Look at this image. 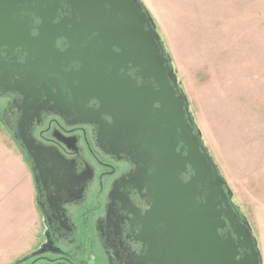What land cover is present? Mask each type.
<instances>
[{"label": "water", "instance_id": "obj_1", "mask_svg": "<svg viewBox=\"0 0 264 264\" xmlns=\"http://www.w3.org/2000/svg\"><path fill=\"white\" fill-rule=\"evenodd\" d=\"M63 4L70 16L61 18ZM63 38L69 41L65 51L57 47ZM18 50L27 62L12 69L2 63L0 87L8 84L21 93L24 107L29 88L48 93L51 74L80 64L65 79L75 101L67 109L101 127L103 148L131 158L136 171L128 182L149 199L140 219L146 256L139 260L263 264L252 228L203 142L171 56L141 0H0V56ZM93 101L98 109L90 107ZM35 107L24 108L20 141L34 162L32 171L43 172L44 149L28 133ZM47 245L44 241L14 264L47 255Z\"/></svg>", "mask_w": 264, "mask_h": 264}, {"label": "rangeland", "instance_id": "obj_2", "mask_svg": "<svg viewBox=\"0 0 264 264\" xmlns=\"http://www.w3.org/2000/svg\"><path fill=\"white\" fill-rule=\"evenodd\" d=\"M141 1L155 20L203 142L249 222L264 264V0ZM0 131L20 152L1 124ZM3 153L0 264H14L39 244L40 222L33 207L23 208L21 220L1 231L9 207L27 195L25 180L6 165Z\"/></svg>", "mask_w": 264, "mask_h": 264}, {"label": "flooded vegetation", "instance_id": "obj_3", "mask_svg": "<svg viewBox=\"0 0 264 264\" xmlns=\"http://www.w3.org/2000/svg\"><path fill=\"white\" fill-rule=\"evenodd\" d=\"M62 7L59 16H70L66 12L69 7L65 4ZM35 24H40L37 19ZM37 33L33 31L34 35ZM57 47L65 51L69 41L59 39ZM26 62L27 54L20 50L14 56H0V65L5 63L10 69ZM79 67L80 64H74L70 69L51 74L48 93L40 92V87L35 92L27 90L30 98L26 107L36 106L30 115L37 113L28 133L44 149L43 172L32 171L34 162L28 159L20 141L25 97L7 89L8 84L0 87V124L28 161L34 182L40 218V242L35 250L44 241L48 244L47 255L28 264H151L146 258L139 260L146 256L140 239L143 231L140 219L149 210V199H144L128 182L136 166L127 155L115 153L109 146L103 148L98 124L86 121L75 109H67L75 101L65 79L71 72L79 71ZM16 80L21 82L23 78L17 76ZM90 107L98 109L99 104L93 101ZM105 121L113 122L108 117ZM136 210L140 215L134 213Z\"/></svg>", "mask_w": 264, "mask_h": 264}, {"label": "crops", "instance_id": "obj_4", "mask_svg": "<svg viewBox=\"0 0 264 264\" xmlns=\"http://www.w3.org/2000/svg\"><path fill=\"white\" fill-rule=\"evenodd\" d=\"M4 135L5 133L0 131V150L2 149L4 152L3 160L5 161L8 167H10L12 170H17L20 173L23 181L25 180V185L27 186V195L26 198L22 199V202H20L17 205L16 204L11 205L9 207L10 213L4 219L5 220L4 229L1 228V231L3 232L7 229V227H9L10 224H13L16 221L21 220V212L23 208L30 210L33 207L35 218L37 221L39 220L40 222L39 213L35 202V187L29 165L27 164L23 155L20 152L16 151L12 143L9 142ZM13 226L15 227V225ZM23 256H21L20 258H22Z\"/></svg>", "mask_w": 264, "mask_h": 264}, {"label": "trees", "instance_id": "obj_5", "mask_svg": "<svg viewBox=\"0 0 264 264\" xmlns=\"http://www.w3.org/2000/svg\"><path fill=\"white\" fill-rule=\"evenodd\" d=\"M172 59V58H171Z\"/></svg>", "mask_w": 264, "mask_h": 264}]
</instances>
